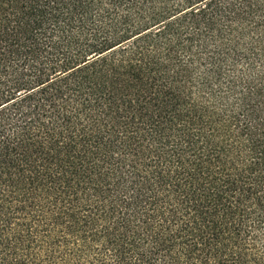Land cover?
I'll list each match as a JSON object with an SVG mask.
<instances>
[{
	"label": "trees",
	"instance_id": "1",
	"mask_svg": "<svg viewBox=\"0 0 264 264\" xmlns=\"http://www.w3.org/2000/svg\"><path fill=\"white\" fill-rule=\"evenodd\" d=\"M0 264H264V0H0Z\"/></svg>",
	"mask_w": 264,
	"mask_h": 264
}]
</instances>
